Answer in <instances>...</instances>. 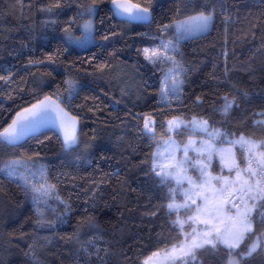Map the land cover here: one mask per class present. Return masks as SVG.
Instances as JSON below:
<instances>
[{
  "label": "trees",
  "instance_id": "1",
  "mask_svg": "<svg viewBox=\"0 0 264 264\" xmlns=\"http://www.w3.org/2000/svg\"><path fill=\"white\" fill-rule=\"evenodd\" d=\"M48 2L24 0L21 10L17 0H0V75L10 70L13 77L9 85L0 82V124L6 126L15 110L34 98L57 89L62 92L63 81L71 74L84 85L71 108L80 121L81 144L75 152H65L58 136L48 131L38 135L42 143L30 139L23 147L5 148L0 155L3 159L33 157L37 165H44L48 182L57 186L71 211L63 215L64 205L50 200L56 211L48 210L45 216L56 223L39 227L31 193L26 195L18 182L0 172V264H32L26 255L31 252L41 264H85L82 249L93 237L99 238V247L109 250L104 264H143L153 253L182 241L184 235L179 225L171 223L176 214L169 217L166 207L154 217L145 215L167 204V188H161L149 172L156 145L141 135L143 120L138 126L133 116L158 114L161 122L174 116L207 118L237 136L245 133L264 138V125L254 124L264 120L257 115L264 112V53L257 52L264 44V0H202L210 8L215 6L216 19L208 33L182 43L183 60L190 70L182 87V103L173 100L172 108L158 104L161 72L138 55V50L159 43L152 37L158 34V25L174 14L177 0H133L143 6L151 3L154 20L150 25L123 24L111 16L110 0L99 2L93 18L95 42L84 48L66 45L63 29L82 11L80 6L92 0H64L54 25H46L48 17L39 11ZM221 7L231 16L227 34ZM86 19L73 25V33H81L79 25ZM105 35L110 37L108 41L103 39ZM105 63L111 68L103 74L97 72L96 66ZM120 70L131 73L133 81L130 93L124 96L121 88L127 79H116ZM244 92L247 98L241 95ZM225 95L230 99L237 96L240 106L227 118L218 110ZM197 97L202 98L199 104ZM97 106L98 110L89 111ZM129 109L132 116L125 115ZM156 131L158 141L167 139L164 129L157 127ZM185 135L173 137L184 142ZM87 143L92 147L85 151ZM236 152L240 167H246L244 153L238 147ZM210 170L222 172L218 160L212 161ZM88 216L95 218L96 227L81 228L77 240L78 225ZM182 218H186L183 210ZM189 228L184 225L185 231ZM92 260L101 264L95 257ZM254 261L264 264L259 256ZM191 264L215 261L201 252Z\"/></svg>",
  "mask_w": 264,
  "mask_h": 264
},
{
  "label": "snow or ice",
  "instance_id": "2",
  "mask_svg": "<svg viewBox=\"0 0 264 264\" xmlns=\"http://www.w3.org/2000/svg\"><path fill=\"white\" fill-rule=\"evenodd\" d=\"M23 9L24 0H17ZM103 0H92L91 3L81 5L82 11L68 21L63 29V37L66 45L85 47L95 42L94 17L98 14L97 4ZM110 14L119 18L123 24H148L153 20L154 9L151 3L143 6L134 3L133 0H110ZM177 7L171 18L158 25V34L153 36L158 40L152 46L138 50V55H143L144 60L153 68L161 72L159 101L163 108H172V101L179 100L182 103V87L189 68L185 65L181 52L182 43L208 33L214 26L216 19L215 6L209 7V3L202 0H177ZM64 0H49L42 4L39 11L45 14L47 24H56L61 14ZM224 16L225 33L231 16L228 10L221 7ZM88 17L82 25H79L81 34L74 35L73 25L80 19ZM103 23V21H101ZM256 26L253 25V28ZM116 35V33H113ZM142 35H149L143 33ZM254 38V34H253ZM108 41L110 37H103ZM227 42V40H226ZM258 53H264V44L258 49ZM227 57V51H225ZM48 60L53 61L49 56ZM30 64H39L40 61H29ZM111 65L98 64L96 71L103 74ZM251 70V65L249 66ZM7 75H0V82L9 85L13 82L12 73L7 70ZM228 69H225L227 75ZM121 95H128L131 85L124 82ZM84 85L77 79L68 78L63 81V91L59 89L50 95L36 97L25 106L15 110L11 121L6 126L0 124V154L5 148L23 147V142L30 139L39 140L37 134H43L45 130H54L62 138V147L65 152H75L80 144V123L77 115L72 114V102ZM247 98L248 93L241 94ZM224 103L218 109L225 118L234 107L239 108L237 96L223 97ZM202 102L201 97L196 98V103ZM120 101H116L119 104ZM98 110L90 108L89 111ZM132 116L131 109L125 113ZM158 115V114H156ZM154 114H135L137 121L143 120L140 130L141 135L149 138L156 145L151 153L149 172L157 180L161 188H167L166 205H160L155 210L145 213L147 216H156L164 207L169 217L176 214V219L171 223L179 225L184 240L172 245V264H191L197 261L201 252L207 253L215 264H255L254 257H261L264 261V138L257 139L254 135L228 132L222 127L214 126L207 118L193 117L190 121L179 116H174L166 122H161ZM264 116V112L257 113ZM255 125H264V120L254 121ZM157 127L164 129L167 139L157 140ZM185 132L189 134L186 143L173 139V136H181ZM197 137V139H193ZM95 139V136H93ZM227 144V147L223 145ZM92 147L91 143L85 144V151ZM239 148L245 155L246 167L241 168L237 162V154L234 149ZM182 153V155H178ZM195 153V155H192ZM214 156H219L222 166L228 168L229 173L236 170V178L229 176H213L210 172ZM148 163L147 160L144 161ZM0 172L5 173L14 182H18L26 195L31 193L36 215L39 217V227H53L55 220H49L45 212L56 211L50 200H55L64 205V214L71 211L70 206L63 200L57 191L55 184L48 182L47 169L44 165H37L33 157L27 159L15 157L3 159L0 155ZM147 174V173H146ZM187 185V187H185ZM219 185V187H217ZM99 187V184H97ZM229 189H231L229 191ZM227 192V197L224 193ZM178 197L182 199L178 200ZM181 210L187 217L181 220ZM60 219V217H57ZM188 224L191 231H185L184 225ZM192 224L202 225V228L191 227ZM95 228V218L86 217L79 225L75 238L79 240L81 228ZM98 237L87 241V246L82 250L86 255L85 264H95L96 261L104 264L108 254L107 247H99L96 243ZM90 249H94L91 251ZM103 253V255H102ZM158 253H153V256ZM30 255L32 264H41L34 252ZM219 256V260L216 257ZM225 257L226 262H225ZM149 257L143 264H148Z\"/></svg>",
  "mask_w": 264,
  "mask_h": 264
},
{
  "label": "rangeland",
  "instance_id": "3",
  "mask_svg": "<svg viewBox=\"0 0 264 264\" xmlns=\"http://www.w3.org/2000/svg\"><path fill=\"white\" fill-rule=\"evenodd\" d=\"M84 23V22H83ZM80 32H81V29H80ZM81 34V33H80ZM80 34H77V33H74V35L76 36H79ZM90 44H93V43H89L87 44L85 47H87L88 45ZM75 46V45H74ZM77 47V46H76ZM78 48H84V47H78ZM131 73L127 72V71H123V70H120L117 74H116V79L118 77H124L125 79H127V82L131 85H133V81H132V78H131ZM191 120V119H190ZM189 120V121H190ZM184 134L185 135V141L184 142H181V143H186L187 140L189 139V134L187 132H185ZM180 138V137H179ZM176 141L179 142V139L178 138H174ZM193 139H197V137H193ZM224 147H227L228 145L225 144L223 145ZM234 151L236 152V149H234ZM237 154V152H236ZM178 155H182V153H178ZM192 155H195V153H193ZM218 160L220 166L222 167V172L221 173H213L211 170V174L213 176H217V175H223V176H229L230 179H235L236 178V170H233L231 173H229V170L228 168L226 167H223L222 166V163H221V160H220V157L219 156H214L213 157V160ZM212 160V161H213ZM237 162H238V158H237ZM243 168V167H242ZM185 187H187V185H185ZM217 187H219V185H217ZM231 189H229L230 191ZM227 192L224 193V197L226 198L227 197ZM182 198V197H181ZM186 218H182V220H186ZM186 225V224H185ZM191 227H196V228H202L203 226L202 225H196V224H192ZM189 231H191V228H189ZM184 240V239H183ZM182 240V241H183ZM158 253L157 255L153 256V254L150 256L151 259L148 261V264H172V260H171V256L174 255V253H172V247L168 248V249H164V250H161V251H158L156 252ZM149 258V257H148ZM147 258V259H148Z\"/></svg>",
  "mask_w": 264,
  "mask_h": 264
},
{
  "label": "water",
  "instance_id": "4",
  "mask_svg": "<svg viewBox=\"0 0 264 264\" xmlns=\"http://www.w3.org/2000/svg\"><path fill=\"white\" fill-rule=\"evenodd\" d=\"M110 9H111V4H110ZM116 19H117L118 21H120L119 18H116ZM78 130H79V125H78ZM48 131L54 132V133L58 136L59 140H60L61 143H62V138L59 136V134H58L57 132H55L54 130H45L44 132H48ZM37 135H40V134H37ZM21 143H24V142L22 141Z\"/></svg>",
  "mask_w": 264,
  "mask_h": 264
},
{
  "label": "built area",
  "instance_id": "5",
  "mask_svg": "<svg viewBox=\"0 0 264 264\" xmlns=\"http://www.w3.org/2000/svg\"><path fill=\"white\" fill-rule=\"evenodd\" d=\"M241 151V150H240Z\"/></svg>",
  "mask_w": 264,
  "mask_h": 264
}]
</instances>
